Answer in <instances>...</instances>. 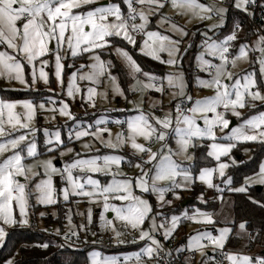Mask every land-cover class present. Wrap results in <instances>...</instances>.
Wrapping results in <instances>:
<instances>
[{
  "label": "snow or ice",
  "instance_id": "6c2138e0",
  "mask_svg": "<svg viewBox=\"0 0 264 264\" xmlns=\"http://www.w3.org/2000/svg\"><path fill=\"white\" fill-rule=\"evenodd\" d=\"M250 3L254 0H234L232 6L252 15L248 10ZM165 8L170 13H165ZM227 10L223 4L201 0H113L111 3L105 0H0V78L28 89L39 90L42 84L50 93L46 100L39 102L0 99V245L6 242L8 228L31 227L29 210L36 205H56L60 198L79 204L86 198L90 205L86 212L75 213L82 217L80 224L73 222L72 209H68L64 242L72 237L78 239L81 231H90L95 224L101 233L110 232V240L115 244L144 243L138 252L124 257V264H133V260L134 264H147L148 260L160 264L163 241L174 236L182 218L206 225L217 223L213 212L196 209L192 214L187 211L173 214L158 224L161 213L156 208L173 203L168 195L179 199L178 190H189L199 181L219 194H214L213 199L223 201L225 191L247 196L252 183L264 184V163L259 173L245 176L243 184L233 186V178L226 173L230 165L221 161V157H229L231 164H236L230 156L236 142L264 144V110H260L264 108V35H258L251 47L252 52L260 53L255 60L249 59L246 43H235L240 39V23L234 24L222 40L212 39L208 33L224 26ZM214 15L218 17L217 23L191 33L201 36L198 47L202 51L195 58L200 72L208 75L207 79L196 76L195 84L212 90L211 95L194 99L188 91L182 63L183 56L193 46L186 42L190 35L187 26L194 21L211 20ZM155 17L158 19L153 29L151 19ZM175 17L185 22L181 24ZM136 53L166 66L168 71L157 76L145 70ZM105 55L116 59H105ZM206 56L212 59H205ZM69 59L71 64L67 63ZM77 60L86 62L77 66ZM240 62L250 67L258 64V71L255 68L233 71ZM66 68L75 70L67 73L65 87ZM53 78L59 92L51 87ZM85 81L90 86L81 87L79 82ZM150 91L159 93L161 98L155 99L149 95ZM130 95L136 98L131 99ZM165 95L170 97L166 110ZM61 97L71 100L79 97L93 109L97 100L110 104L119 97L132 105L131 110L137 114L124 121H112L120 128L113 139L107 118H97L94 124L83 127V122L71 112L70 103ZM146 102L148 111L144 110ZM18 106L22 111H15ZM245 108L253 109L254 114L243 113L241 110ZM157 109L163 115H157ZM57 111L59 116L67 118L64 127H68L67 121H72L73 126L68 130L67 140L62 138L59 129L51 133L43 129L44 152L49 156L39 159L43 153L38 150L35 135L38 129L34 121L38 112H51V119L55 120ZM228 114L241 122L225 133L230 125ZM89 138L111 151L93 150V145L87 142ZM82 140L81 151L69 146ZM196 141H210L206 157L217 162L213 167H200L198 173L180 159L194 162L189 149L198 146ZM152 145L158 148L154 150ZM125 146L130 147L138 160L114 154ZM55 152L61 158L69 157L62 168L53 164ZM122 164L138 171L129 177L122 171ZM217 173L223 178L219 183L215 182ZM93 174L105 178L106 182L94 178ZM54 177H59L61 187L55 185ZM149 193L155 196V204L145 198ZM33 198L35 204L31 203ZM198 199L202 204L208 203L203 192ZM248 199L264 210V200L251 196ZM97 204L102 205V210L94 217L91 205ZM108 212L114 214L111 219L105 215ZM39 215L44 217L45 213ZM246 223L238 225L240 232L246 231ZM215 231L216 235L211 231H197L176 251L196 250L206 257L205 264H218L204 249L209 246L213 252L223 249L233 230L226 224ZM54 234L60 236L61 229H55ZM249 239L255 237L249 234ZM36 246L48 248L49 244ZM59 246L64 247V243ZM99 256V252L90 253V264H121L117 257H104L100 261ZM225 258L229 264H264V256L225 253ZM4 264H15V260L7 259Z\"/></svg>",
  "mask_w": 264,
  "mask_h": 264
},
{
  "label": "rangeland",
  "instance_id": "374dc122",
  "mask_svg": "<svg viewBox=\"0 0 264 264\" xmlns=\"http://www.w3.org/2000/svg\"><path fill=\"white\" fill-rule=\"evenodd\" d=\"M105 2L111 3V2H113V0H105ZM201 2L202 3L215 2L217 5L223 4V6L226 7L225 5L230 4V3H231V5H233L234 0L233 1L232 0H201ZM255 4H256V0H254V3H250L248 5V10H249V12L252 13V15H253V7L255 6ZM231 7H232V9H234L238 12H241L244 15L249 16L247 13H244L241 10L236 9L233 6H231ZM226 8L229 10L228 7H226ZM228 10L225 14L224 26L222 28L214 30V32L208 33V35L210 37H212V39H216L215 36L217 35L218 31L223 29L226 26ZM164 12L170 13V9L165 8ZM157 19H158V17L151 19V24H152L153 29H155V27H156V20ZM175 19L181 24H183L185 22L184 19L180 18V17H175ZM217 22H218V17L214 15L211 20H205L203 23L194 21L193 23L188 24V26H187L188 29L190 30V35L186 39V42L191 43L193 45V43L198 40V45H197L196 49L193 50V47L189 48L188 52L183 56V60H182L183 70L185 73L187 72L188 69L193 70V72L195 71L194 72L195 74L192 75L191 81L189 82L187 79L188 91L194 99L209 96L212 94V90L202 88V87H197L195 84V77L196 76H201L202 78L207 79L208 75H207V73L200 72L199 68L197 67V61L195 58L197 53L199 51H202V48L198 47L201 44V36L198 33L193 36V35H191V33L197 32V30L203 31L205 29L206 25L217 23ZM254 29H255V33H257V35L252 36V39L246 43L249 46L248 50H249V59L250 60H255V58L260 55L259 52H252L251 47L253 45V42L257 40L258 35H263V34H261V31L259 28L255 27ZM226 35H221L218 37L222 40L224 38V36H226ZM53 46L54 45L50 44V47H53ZM137 54H139V53H137ZM162 55H164V54H162ZM104 58L109 59L110 57L107 56V58L106 57H104ZM165 58H166V55H165ZM205 59H212V58L206 56ZM83 62H86V60L85 61L77 60L76 61L77 66L79 65V63H83ZM214 62H218V61H214ZM67 63L71 64L72 60L69 59L67 61ZM258 67H259L258 64H253L252 67H250L248 63L240 62V63H238L237 67L235 69H233V71H235V72H240L241 70L251 71L252 68H255L258 71ZM45 70L49 71V69H47V68ZM74 70L75 69H71V70H69L67 68L65 69V75H64L65 87H66V82H67V73L69 71H74ZM85 71H87V69H85ZM163 71H164V73L166 71H168L166 66H164ZM155 75H157V74H155ZM162 75L158 74L157 76H162ZM186 75H187V73H186ZM79 83H80L81 87H83L84 85L90 86L89 82H86V81L85 82H79ZM51 87H53L56 92L60 91V88L54 82V78H53V83H52ZM48 95H50V93H48L44 89V86L42 84L39 85V90L28 89V88L21 86L17 82H14V81L9 82L5 78H0V99H5V100H9V101L27 99V100H33V101L39 102L42 100H46ZM149 95H151L155 99L161 98L159 93H155L152 91L149 92ZM61 98H65V97H61ZM129 98L135 99L136 97L130 95ZM65 99L67 100V102L70 103V110L74 114V116L78 119V121L83 122V127H87L89 124H94V121L97 118H107L108 127L111 128L112 133H113V139L115 138V133L120 131V128L117 127L116 125H114L112 123V121H114V120L124 121L129 116L137 114V112L135 110H131L132 105L125 104L124 100L120 99L119 97H117L116 100L111 102L110 104H106L101 100H97L95 109L90 108L87 106V104L82 103V101L79 99V97H77L75 100H71L70 98H65ZM163 99H164V107L166 110L168 107V100L170 99V97L168 95H165L163 97ZM57 108H58V105H57ZM122 108L123 109H129V111H123V112L118 111V109H122ZM113 109H117V110H113ZM144 110L148 111L147 102L144 104ZM250 110H252V109L245 108V109H242L241 111L243 113L247 114ZM15 111L20 112V111H22V109L18 106L17 109H15ZM155 111H156L157 115H163V112L159 111L158 109ZM252 114H254V113H252ZM45 116L48 117L47 121L45 120ZM51 116H52L51 112H43V113L38 112L36 119L34 121V125L38 129V131L35 134L37 142H38V146H39L38 150L43 153V155H41L39 157V159H47L49 156L48 153L44 152V138L45 137H44L43 129L47 128L50 133L59 129L62 133V138L64 140H67L68 130H69V128H71L73 126L72 121H67L68 127H64V124H65V121L67 118L59 116L58 111H57L55 120L51 119ZM228 118L230 120V125H229L228 129H225V133L230 132L232 127H236L241 122L237 117L231 116V114H228ZM198 123H200L201 126H203L202 121H198ZM218 135H221V134L218 133ZM105 136H107L106 133H105ZM82 142H84V141L82 140L81 142H75V143L70 144L69 146L74 147L77 151H81V143ZM87 142L93 145V150L95 148H101V146L98 143H95L90 138L87 139ZM218 142H221V141H218ZM197 143L198 144L203 143L205 145V147H207V144L210 143V141H196V144ZM237 143H247V142H236V145H237ZM173 146H175L174 143H173ZM152 147L155 150L156 148H158V145H152ZM235 148H233L231 150V153H230L231 158H234L233 150ZM110 151L111 150L101 148V153L110 152ZM207 151H208V148L206 150V153H207ZM189 152L194 155L192 148L189 149ZM127 153L128 154L131 153L129 156L130 159H133L134 161L138 160V157L133 156L132 150L130 149V147H127V146H125L122 151H117V153H114V154H121V155L126 156ZM91 154H93V153H89V155H91ZM53 155H54L53 164L58 168H62L64 166V161L69 159L68 156L61 158L59 155V152H55ZM245 156L247 157V159H249L250 153L248 151H245ZM208 158L211 160V163L207 164L206 166H208V167L215 166L217 162L211 157H208ZM180 159L182 160V162L185 166L190 167V169L192 171L198 173L199 168L195 167L196 163L189 162V161H183L182 158H180ZM221 161L228 162L230 166L233 165V164H231V160L229 159V157H221ZM57 162L60 163L59 166L56 165ZM262 163H264V157L261 159L260 165ZM229 168L226 169L227 175H228ZM121 169L125 174H128L130 177L135 175L136 172L138 171V169H136L134 167H130V169H128L127 164H122ZM259 169H260V166H259ZM259 169L255 173H259ZM93 177L94 178H100L102 180V182H106L105 178L98 177L97 174H93ZM248 177H253V175L248 176ZM17 179H19L21 182H23L22 177H18ZM221 179H223V178H220L218 176V173H217L215 175V182L219 183V181ZM243 182H244V180L242 181V183L238 184V186L243 184ZM54 183L57 187L62 186L61 182L59 180V177H54ZM221 187L223 188L225 186L221 184ZM254 187L255 188L256 187H264V184L252 183L249 186V189L254 188ZM178 191L180 193L179 199H175L171 195H168V197H167L168 199L173 200L172 205L165 206L163 208H160V207L156 208V211H159L161 213V216L157 217V223L158 224L160 222H162L165 218H170L173 214L180 215L181 213H183L185 211H187L189 214H192L196 209H201L204 211L213 212L214 213V219L217 221V223L215 224V226H213V225H206L203 223H194L192 221L184 220L182 218L181 223L179 224L178 228L174 232V236L167 241H170L173 239L174 241H176L177 244H178V242H180V246H182V245H186L188 237L190 235H195L197 231H211L213 233V235H216L217 233H216L215 229L219 228V227H224L226 224L228 227L232 228V230H233L232 221L234 220V218H233V208H232V195L230 194V192L225 191L223 193V201H221L219 199H213L214 194H216L215 190L206 188L199 181H197L193 186H191L189 190H178ZM202 192L204 194V197L208 200L207 204H202L200 202V200L198 199V197L200 196V194ZM216 195H219V194H216ZM145 198H148L150 200V202H152L153 204L156 203L155 196L151 195L150 193L145 194ZM31 203L35 204L34 198L32 199ZM116 203H119V202H116ZM61 204H67L66 209H65L66 215L68 214V209L69 208L72 209L73 222L77 225L82 222V217L75 215V213L76 212H86L87 208L90 206V205H88L86 198L79 204H75V203H69L68 204L67 202H64L62 198H60L58 204H56V205H51V206L36 205L35 207H33L29 210L30 211L31 227H24V228H33V229L38 230V231L42 230V229H47L48 231H50L51 234H54L55 229L60 228L61 229L60 237L63 239V232L66 230V224H67L66 219H65V222L63 223L62 227H60L58 224L54 223V224H52L46 228L45 224H44L43 217H41L39 215L40 212L45 213L44 208L48 207L49 214H51L53 218L58 217L59 216V205H61ZM91 207L93 208L94 217H98V213L102 210V205H99V204L91 205ZM53 213H55L56 215L53 216ZM105 215L109 219H111L114 216V214L111 212H108ZM16 227H19V226H16ZM16 227L8 228L7 229L8 235L11 232V230L16 228ZM19 228H21V227H19ZM92 232H96L97 235L93 236L91 234ZM233 232L235 233V235L237 237L242 239V242H241V245L239 248H237V249H227L226 248L225 249V246H224L223 249H217L215 252H213L212 247L209 246V247L205 248L204 251L208 254V256H214L215 260L217 259L218 255H220V256L222 255L224 258L225 264H229V261L225 258V253H234L237 255H249L251 257L260 256L259 254H257L258 253L257 249H254L252 251L247 250V244L250 240L247 228H246L245 232H240V230L237 226L235 231H232V233ZM238 232H240L239 235H237ZM101 234H103V233L100 232L99 228L95 224L91 227L90 231H87V232L81 231L79 233V237H81V239L85 243H88L91 245V247L88 251V254H87V259H88L87 264H90V260H91L90 253H92L94 251L100 253V256L98 257V259L100 261H103L104 257H117L120 260L121 264H124V257L125 256H130L132 253L138 252L140 250V248L144 246L143 242H140L137 244H133V243L115 244L112 242L113 248L111 250H104L103 248L100 247V244L97 241L98 236ZM8 235L6 236V241H7ZM107 235L111 236V233L109 232V233H107ZM159 237L160 236L158 235L157 238L159 239ZM128 239L131 240V237H128ZM182 240H184V242H182ZM93 241H95V243H93ZM227 241L225 242V245H226ZM203 243H206V241H203ZM4 244L0 245V250L4 247ZM184 250H186L188 252V254L192 256L191 260L194 261V264H205L206 257L202 256L199 251L189 250L187 248H184ZM15 254L16 255L10 256L8 259L16 260L18 258V254L17 253H15ZM133 264H134V260H133ZM147 264H155V261L154 260H148ZM187 264H192V263H187Z\"/></svg>",
  "mask_w": 264,
  "mask_h": 264
},
{
  "label": "trees",
  "instance_id": "16d2710c",
  "mask_svg": "<svg viewBox=\"0 0 264 264\" xmlns=\"http://www.w3.org/2000/svg\"><path fill=\"white\" fill-rule=\"evenodd\" d=\"M233 1V0H232ZM232 6L231 3L227 4ZM226 26L219 30L216 38L221 35H226L233 28L234 24L240 23L242 25L239 31L240 42L247 43L252 39V36L257 35L255 33V27L259 28L261 34L264 35V0H256V4L253 7V15H244L236 10H228ZM198 40L193 43V50L196 49ZM138 58V62L143 66L145 70H151L154 74L162 75L164 73V65H160L158 62L152 61L150 58L142 57L139 54H135ZM107 58V55H105ZM115 61V57H110ZM118 63V62H117ZM186 70V69H185ZM195 72V71H194ZM193 70H187V79L190 82L192 75L195 74ZM124 86V85H123ZM260 110H264L261 108ZM254 113V110H250L247 114ZM197 147L193 149L195 167L200 168L211 163V160L206 157L207 147H200L197 143ZM237 147L233 150V156L236 160V164L230 166L228 176L233 178V186H238L242 183L245 176H251L258 171L261 159L264 157V144L259 142H247L237 143ZM250 153L249 159L245 156V150ZM232 195V208L234 223H232L233 231L240 222H247L246 228L248 234L255 237L254 240H249L247 244V250L252 251L257 249L260 256H264V210L260 209L256 205H253L248 196H251L256 200H264V187H261L260 191L256 188L248 190L247 196L240 193H230ZM69 204V203H68ZM67 204L59 205V216L53 218L49 214L48 207L44 208L45 216L43 217L45 227L56 223L60 227L65 222V209ZM184 242V240H182ZM242 239L237 237L233 232L225 245V249H237L240 247ZM48 243V248L37 247L36 245ZM64 243V247L59 245ZM71 245V246H69ZM180 242L174 246L178 248ZM91 245L85 243L81 237L78 239L72 237L70 241L64 242L60 236L51 234L50 231L35 230L33 228H19L16 227L11 230L8 235L7 241L4 247L0 250V264L13 255L18 254V258L15 260V264H87V254ZM104 250H111L112 247L100 246ZM222 256V255H221ZM192 256L189 255L179 264L192 263ZM220 255L217 256L219 258Z\"/></svg>",
  "mask_w": 264,
  "mask_h": 264
},
{
  "label": "built area",
  "instance_id": "2783aa9c",
  "mask_svg": "<svg viewBox=\"0 0 264 264\" xmlns=\"http://www.w3.org/2000/svg\"><path fill=\"white\" fill-rule=\"evenodd\" d=\"M225 6L228 7L229 10H233L232 7L228 5H225ZM128 169H130L129 166H128ZM126 175L129 176L128 174ZM160 238L161 237H159V239ZM97 241L100 244V246L101 245L105 247L113 246V243L110 240V236L107 234L99 235L97 238ZM175 245H177V243L173 239L170 241H163V250L160 252V255H159L160 264H179L180 261H183L186 257L189 256L186 250H183L182 252L178 253L176 251V248H174ZM169 251L171 252V255H167ZM154 261L156 264V260ZM216 261L218 262V264H225L223 256H220L219 258H217Z\"/></svg>",
  "mask_w": 264,
  "mask_h": 264
},
{
  "label": "water",
  "instance_id": "95a60500",
  "mask_svg": "<svg viewBox=\"0 0 264 264\" xmlns=\"http://www.w3.org/2000/svg\"><path fill=\"white\" fill-rule=\"evenodd\" d=\"M233 124H234V123H233ZM233 124H232V125H233ZM232 125H231V126H232ZM56 165H57V166H59V165H60V163H59V162H57V163H56ZM256 190H257V191H260V190H261V187H256Z\"/></svg>",
  "mask_w": 264,
  "mask_h": 264
},
{
  "label": "crops",
  "instance_id": "0c3cea01",
  "mask_svg": "<svg viewBox=\"0 0 264 264\" xmlns=\"http://www.w3.org/2000/svg\"><path fill=\"white\" fill-rule=\"evenodd\" d=\"M130 154H131V153H129V154L127 153L126 156L129 158Z\"/></svg>",
  "mask_w": 264,
  "mask_h": 264
}]
</instances>
